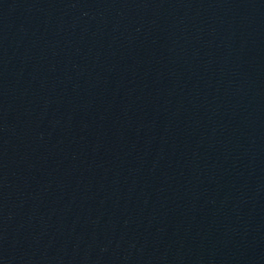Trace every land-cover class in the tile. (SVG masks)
Here are the masks:
<instances>
[{"label": "water", "instance_id": "1", "mask_svg": "<svg viewBox=\"0 0 264 264\" xmlns=\"http://www.w3.org/2000/svg\"><path fill=\"white\" fill-rule=\"evenodd\" d=\"M0 264H264V0H0Z\"/></svg>", "mask_w": 264, "mask_h": 264}]
</instances>
